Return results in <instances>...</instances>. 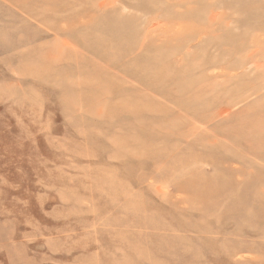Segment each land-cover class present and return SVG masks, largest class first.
<instances>
[{
	"label": "rangeland",
	"instance_id": "374dc122",
	"mask_svg": "<svg viewBox=\"0 0 264 264\" xmlns=\"http://www.w3.org/2000/svg\"><path fill=\"white\" fill-rule=\"evenodd\" d=\"M0 264H264V0H0Z\"/></svg>",
	"mask_w": 264,
	"mask_h": 264
}]
</instances>
